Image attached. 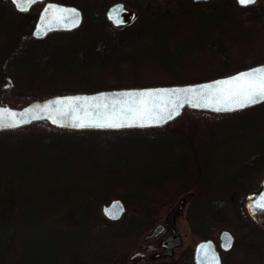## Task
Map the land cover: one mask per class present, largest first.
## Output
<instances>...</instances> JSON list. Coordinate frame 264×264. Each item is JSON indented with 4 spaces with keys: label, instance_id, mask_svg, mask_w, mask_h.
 Here are the masks:
<instances>
[{
    "label": "rangeland",
    "instance_id": "rangeland-1",
    "mask_svg": "<svg viewBox=\"0 0 264 264\" xmlns=\"http://www.w3.org/2000/svg\"><path fill=\"white\" fill-rule=\"evenodd\" d=\"M9 1L0 0L5 5L0 7L5 29L0 31V94L8 85L35 93L157 86L264 61V10L241 8L235 0L208 10L194 0H146L141 15L123 30H113L97 14L101 0H60L82 8L84 21L67 35L41 40L30 36L35 21ZM224 18L232 21L224 25ZM251 28L252 38L245 35ZM97 44L113 51L97 53ZM112 140V146H102L93 130L34 126L33 132H0V264L36 261L40 254L55 264H82L81 257L85 264H118L122 256H133L130 264H146L156 250L145 232L166 214L177 215L183 248L205 235L218 238L227 228L237 241L223 253L226 264H264V229L245 207L247 194L264 176V102L228 114L189 113L164 128L134 130ZM97 145L100 156L91 153ZM110 159L128 160L119 173ZM108 175L118 183L105 191ZM115 198L126 206L117 220L102 212ZM83 220L103 229L98 244L89 241L85 249L76 229ZM194 220L199 234L191 231ZM68 235L74 243L66 241ZM54 250L62 255L54 257ZM183 251L155 262L182 257L187 264Z\"/></svg>",
    "mask_w": 264,
    "mask_h": 264
},
{
    "label": "water",
    "instance_id": "water-1",
    "mask_svg": "<svg viewBox=\"0 0 264 264\" xmlns=\"http://www.w3.org/2000/svg\"><path fill=\"white\" fill-rule=\"evenodd\" d=\"M13 2V0H11ZM43 1V0H36ZM35 2V3H36ZM21 6L28 7V11L33 6H28L24 0H20ZM17 10V4L14 3ZM124 3H116L109 7V17L116 12L124 10ZM75 10V13L73 12ZM20 11V10H19ZM83 11L77 5L71 3H63L56 0H49L44 3L40 9L35 26L32 30V36L36 38H44L50 31L71 30L79 27L83 22ZM125 23L123 18L116 17ZM134 18V16L132 17ZM78 21V22H77ZM111 21L115 23L113 19ZM254 69H264V61L256 63L239 71H234L226 75L214 78L174 84H159L133 87H114L105 88L95 91H76L67 93H56L47 97L36 98L29 103L16 107L9 103L0 102V124H18L16 127H0L1 130L16 129L26 126L35 121L48 120L50 124L57 127L71 129H128V128H149L163 126L183 112L185 107L204 109L217 112L214 109L229 103L224 94L216 91L217 81L230 79L239 73H243ZM212 85V89H206L205 86ZM185 90V91H177ZM192 90V91H186ZM152 91V96H140L136 93ZM133 93V95H127ZM192 105H199L193 107ZM207 105V106H205ZM250 107V106H249ZM244 109V108H243ZM151 114L154 118L167 117L171 111L174 115L173 119L167 122L161 121L160 124H148L147 126L133 127H100L98 125L110 123H128L134 117L145 114ZM240 110V109H238ZM236 111V110H235ZM178 112V115L175 113ZM233 112V111H220ZM55 121V122H53ZM85 124L83 128L74 125ZM137 123H146L144 120H138ZM246 207L249 213L255 219L264 216V181L263 186L258 191L250 192L247 196ZM116 204V209L113 205ZM125 203L121 198H115L111 202L102 206L103 213L110 218L106 210L112 209L119 211L118 219L125 211ZM122 209V211H121ZM112 219V218H110ZM117 220V219H114ZM162 225L158 224L152 232L146 237H152L159 233ZM223 247L227 250L234 242V234L230 229H223L221 232ZM196 253L197 264H221V255L212 239L201 240Z\"/></svg>",
    "mask_w": 264,
    "mask_h": 264
},
{
    "label": "flooded vegetation",
    "instance_id": "flooded-vegetation-1",
    "mask_svg": "<svg viewBox=\"0 0 264 264\" xmlns=\"http://www.w3.org/2000/svg\"><path fill=\"white\" fill-rule=\"evenodd\" d=\"M47 1H49V0H43V1L36 2L35 4H33V6L30 8V10L26 11V12L19 11L16 8L15 9L17 10L16 12L19 11V13H24V14L32 13V14H37V16H38L40 9L43 7L44 3H46ZM57 1H59V0H57ZM101 1L103 2V6H102L103 9L101 10L100 13L98 11L97 14H100L101 18H105L106 20H108V22L112 26L113 30H116V29H122L123 30L125 26L132 24L141 15L144 6H146V4H147L146 0H136L138 3L137 5L129 2L128 0H101ZM194 1H195L194 4L196 3L199 6H204L206 10L210 9L211 6L215 5V3H217V2L218 3L223 2L222 0H194ZM235 1L241 8H244V9H250V8L258 7V8H261V10H264V0H256V3L254 5H249V6H244V5L239 4L238 0H235ZM9 2H11V0ZM61 2H66V1H61ZM98 3H99V0H98ZM116 3H121V4L124 3V5H125L123 7L124 10H122L121 13L116 12V15H115L116 17L123 18V20L125 21V23H123V25L122 24H120V25L114 24L111 21V18L109 17V14H108L109 7L112 6L113 4H116ZM199 6H197V7H199ZM97 8L99 10V5ZM82 11H83V9H82ZM95 11H97V10H94V12ZM83 14H84V11H83ZM37 16H36V18H37ZM133 16H134V18H132ZM95 49H96L95 51L97 53H104V52H108V51L109 52L113 51V47L111 45H99V44H97V48H95ZM99 56L101 58V54H99ZM263 181H264V176L260 182V185H258L259 187L250 191V192L260 190L263 186ZM176 216H177L176 214L175 215L173 214V216L170 217V215L166 214L164 217L165 219L163 218L161 220L155 221V224L151 225L150 229L145 232L146 234H145L144 239L146 241L154 242L153 248H154V250H156V252H155L156 254L152 255V257H149V261H147L146 264H184V263H182L183 262L182 257L181 258L178 257V259H176L175 261H173L171 263H169V262L164 263L165 262L164 260H166L167 258H170V259L172 258V260H173V258L176 256L178 251L184 252L183 251L184 248L187 249L186 256H185L187 264H197V262H196L197 261L196 260L197 251L196 250H197L198 245L201 242V240H206V239L214 240L215 246H216L217 250H219L220 255H221V264H226V262L228 261L227 256L224 257L223 253L227 254L230 251H232L235 244H236V241H237L236 235L233 232L232 233L234 234V237H235L234 242H233L232 246L227 250L223 247V244H222L223 240L221 237V232L223 229L220 231L218 238H214V237L205 235L203 237L196 239L194 241V243L191 245V247L188 248V246H186L183 248L185 243L183 242L184 239H183L182 234L180 232V224L177 221ZM253 219L256 222V224H258L261 228L264 229V216H261L259 219H257V218L255 219L253 217ZM158 224L162 225L159 233H157L156 235H154L152 237H146V235L149 232H152ZM191 231H193L196 234H199L198 226H197V223L195 222V220L192 222V230ZM137 253L141 254L142 257H146L145 252L133 253L134 256L137 255ZM132 258H133V256H127V257L122 256L118 259V264H130ZM162 258L164 259L163 263H156L155 262V261H158L159 259L162 260Z\"/></svg>",
    "mask_w": 264,
    "mask_h": 264
},
{
    "label": "trees",
    "instance_id": "trees-1",
    "mask_svg": "<svg viewBox=\"0 0 264 264\" xmlns=\"http://www.w3.org/2000/svg\"><path fill=\"white\" fill-rule=\"evenodd\" d=\"M1 6H5V5H0V7ZM0 11H1V8H0ZM27 15L31 17L32 21H35L36 20L37 14L29 13ZM229 19H231V18H226V19L224 18V19H221V20H223L222 23L225 25V24H227V22L230 21ZM231 21H232V19H231ZM251 29L253 31H247V33L245 35H249L248 37H251L252 38V36L254 37L253 34H254L255 30L253 28H251ZM4 30L5 29L0 25V31L3 32ZM57 34L67 35L68 32H58V33L55 32V33H52L51 35H57ZM248 41H250V40H248ZM248 41L246 40V43L249 45V42ZM23 43H25V40H24ZM239 69L240 68H237L236 70H239ZM233 71H235V70H233ZM226 73H228V72H226ZM226 73H223V74H226ZM216 76H218V75H216ZM212 77H215V76H212ZM212 77L203 78V77L199 76L195 80L196 81H199V80L208 79V78H212ZM30 79H37V78H30ZM178 82H187L188 83V82H192V81L191 80L189 81V80H183L182 79V80H179ZM74 91H77V90H64V91H61V92H52L50 90L48 92H41V93L36 92L35 93V90H33V91L32 90H29V91H15V88L12 85H8V87L5 88V90L0 94V102H5V103H9L12 106L21 107V106L27 104L28 102H30L31 100L36 99V98L47 97V96H50V95L55 94V93H67V92H74ZM209 112H212V111H208V110H204V109H195V108L186 107L184 109V111L182 112V114L179 115V117H176L173 121L175 122L179 118H182V116H185L186 114H189V113L194 114L195 116H197L198 114L200 115V114L209 113ZM225 114H228V113H225ZM173 121H170L169 123H167V124H165L163 126H159V128H164V127L168 126L170 123H172ZM34 126L35 127H39L40 129H43V130H49V129H52L53 130V129H56V130H62V131H64V130L65 131L66 130L76 131L75 129H69V128H66L65 129V128H62V127H57V126H55L53 124H50V122L48 120H45V119L44 120H40V121H35V122L31 123V124H28L26 126L19 127L17 129H9V130H3V131H15V130L21 131V130H27V131H32L33 132ZM152 128H158V127H152ZM147 129L148 128H130L128 130L127 129H97V130L96 129H92V130L93 131H96V132H99V141L98 142H101L102 146L103 145L105 146L107 143H109V145L112 146L114 143H116V142H114L112 140L113 138H118L119 140H121L122 137H124L125 135H127L131 131L137 130V131H141V132H146ZM79 131H85V130H79ZM100 133H101V135H100ZM102 137L103 138L106 137L108 140L105 139V138L104 139H101ZM91 149H92V152L91 153L99 152V154H98L99 156L102 154V149L98 145L95 146V147H92ZM142 154H143V152L141 151V156H143ZM127 160L128 159H121V161L115 162V161H113V159H110L109 163L112 164V165L115 164L117 166V171L119 172V171L122 170V169H120V167ZM90 166L92 168L95 167L93 164H89L86 168L91 169ZM180 174H182V172ZM165 178L166 177H163V179H165ZM92 179L93 180H97L98 177L95 178V179L94 178H92ZM116 179L117 178L115 177L114 179H110L109 180V175H108V177L106 179H103V184H104L105 191H108L109 189L113 188V186L118 183L116 181ZM160 182H161V179L158 180V181H156L155 183L158 184ZM94 183H95V181L94 182H91L90 185H95ZM151 185L152 184H150L148 187H150ZM149 189L150 188H148V190L143 191V195L144 194H147V192L149 191ZM96 199H97V197H96ZM95 218L98 220L99 215H98V217L96 216ZM97 220H94V221H97ZM82 224H83L82 226H80L79 228H76V229H78V231H79L78 232V235H80V237L83 238V242H84L83 244H85L83 248L85 249L86 244L88 245L89 244L88 243L89 241L91 243L98 244V242L100 240L99 239V231H102V234H103V229L102 230L94 229L96 226H92V224H90V222H88L86 220H83ZM53 229H57V230L60 229V230L65 231L66 233H68L67 229L52 228L51 227V230H53ZM6 235H7V233H6ZM66 236H64L65 237L64 240H66V238H67ZM68 236H69V240H66V241L73 242L74 240L70 237V235H68ZM1 237H2V233L0 235V238ZM102 237H104V235H102ZM73 238L76 239V237H73ZM73 247H75V246H73ZM75 248H78V247H75ZM55 249H56V247H55ZM69 250H71V248ZM85 252L86 251H84L83 254H85ZM77 253H79V255H81L80 248L78 249ZM53 254H54V257H56V258L57 257L59 258L62 255V253L60 252V250L57 253L54 250ZM25 260H26V262H22V263L20 262V264H55V262H56L55 259L51 258L50 255H43V254L38 255L36 261L28 260V259H25ZM80 260H81V263L83 261L82 264H85V261H84L83 257H81ZM89 264H95V263H93V262L91 263L90 262Z\"/></svg>",
    "mask_w": 264,
    "mask_h": 264
},
{
    "label": "snow or ice",
    "instance_id": "snow-or-ice-1",
    "mask_svg": "<svg viewBox=\"0 0 264 264\" xmlns=\"http://www.w3.org/2000/svg\"><path fill=\"white\" fill-rule=\"evenodd\" d=\"M14 3L17 4V7L20 11L26 12L28 11V7L21 6L20 0H13ZM36 0H24L28 6L35 3ZM239 4L244 6L254 5L256 0H238ZM75 13V10H73ZM111 19L115 21V23L120 24L123 23L122 20L117 19L116 16L113 14L110 16ZM78 22V21H77ZM206 89H212V85L205 86ZM216 91L221 92L224 94V97L229 103L222 105L221 107H216L214 110L217 112L220 111H235L238 109L247 108L249 106L264 102V69H254L249 70L243 73H239L236 76L221 80L216 82L215 86ZM177 91H185V90H177ZM192 91V90H186ZM127 95H133V93H128ZM135 95L140 96H152L154 93L152 91H146L141 93H136ZM193 107H197L199 105H192ZM207 106V105H205ZM179 113L176 112L175 115ZM174 115L170 111L167 117H159L154 118L151 114H148V110H145V114L134 117L131 122L128 123H110V124H102L98 125L100 127H133V126H140L144 127L148 124H160L161 121L167 122V120L173 119ZM138 120H144L146 123H137ZM55 122V121H53ZM19 126L18 124H0V127H16ZM75 127L83 128L86 125L81 123L78 125H74ZM117 205H113V209H116ZM122 211V209H121ZM106 213L112 219H118L119 211H114L112 209L106 210Z\"/></svg>",
    "mask_w": 264,
    "mask_h": 264
}]
</instances>
